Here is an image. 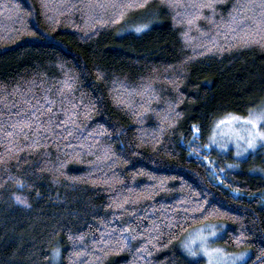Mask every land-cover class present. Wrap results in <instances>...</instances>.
<instances>
[{"label":"trees","instance_id":"1","mask_svg":"<svg viewBox=\"0 0 264 264\" xmlns=\"http://www.w3.org/2000/svg\"><path fill=\"white\" fill-rule=\"evenodd\" d=\"M260 105L264 0H0V264H264V144L210 142Z\"/></svg>","mask_w":264,"mask_h":264},{"label":"rangeland","instance_id":"2","mask_svg":"<svg viewBox=\"0 0 264 264\" xmlns=\"http://www.w3.org/2000/svg\"><path fill=\"white\" fill-rule=\"evenodd\" d=\"M264 105L253 108L242 116L226 115L219 118L211 130L210 142L219 151L232 148L235 156L242 157L256 146L264 144V140L256 137L253 147L248 146V141L255 136L257 131H263L264 121L258 122L254 128L244 119L230 120L226 117L248 118L249 120L264 114ZM224 120L222 124L218 121ZM249 133L252 135L250 136ZM205 162H211L203 157ZM213 165V162H211ZM215 175L214 173H212ZM222 225L209 223L197 226L188 231L179 246L181 251L192 260H202V264H242L247 255L244 252H229L218 243ZM220 232V233H219ZM246 255V256H245Z\"/></svg>","mask_w":264,"mask_h":264},{"label":"snow or ice","instance_id":"3","mask_svg":"<svg viewBox=\"0 0 264 264\" xmlns=\"http://www.w3.org/2000/svg\"><path fill=\"white\" fill-rule=\"evenodd\" d=\"M201 7L212 8L213 4L212 3H208L206 5H201ZM141 27H144V26H141ZM139 30H140V28H137V31H139ZM248 42H249L248 38L245 37V38L242 39V43L247 44ZM225 119H230V120L244 119L248 123H251L252 126L255 128L258 122L264 121V114H261V115L257 116L254 119H251V120H249L248 118H240V117H226ZM224 122H225L224 120H221V121H218L217 123L218 124H222ZM249 135L251 136L252 134L249 133ZM256 137H259V139L264 140V132L257 131L255 136L252 137L251 139H249V141H248V146L249 147H253L254 146ZM17 199H19V198H17ZM122 231H127V229H122Z\"/></svg>","mask_w":264,"mask_h":264}]
</instances>
